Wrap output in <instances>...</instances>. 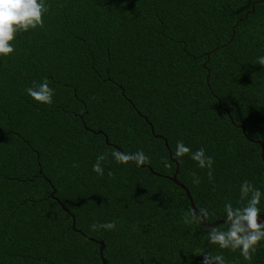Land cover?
Wrapping results in <instances>:
<instances>
[{
  "label": "trees",
  "instance_id": "16d2710c",
  "mask_svg": "<svg viewBox=\"0 0 264 264\" xmlns=\"http://www.w3.org/2000/svg\"><path fill=\"white\" fill-rule=\"evenodd\" d=\"M256 1L44 0L43 27L0 56V264H101L98 242L105 264H203L207 253L264 264V240L251 261L210 244L211 228L186 222L188 201L169 180L175 159L206 224L247 203L244 181L264 216V3L226 45ZM45 79L51 105L26 92ZM179 141L191 152L177 158ZM201 147L211 169L191 159ZM113 150L149 162L117 163Z\"/></svg>",
  "mask_w": 264,
  "mask_h": 264
},
{
  "label": "clouds",
  "instance_id": "9594fccd",
  "mask_svg": "<svg viewBox=\"0 0 264 264\" xmlns=\"http://www.w3.org/2000/svg\"><path fill=\"white\" fill-rule=\"evenodd\" d=\"M48 11L44 0H0V56H8L14 52L12 41L15 40L19 32H27L29 29L43 27V15ZM258 64L264 66V56L258 58ZM26 92L35 101L42 104H52L54 89L49 87V82L45 79L39 86L29 87ZM191 152L182 141L177 142V149L174 153L175 157L180 158ZM111 155L117 163L126 164L134 161L137 166L144 165L149 162L143 151L135 153H122L119 150H113ZM107 159V154H101L97 157L96 162L92 166V171L98 175L104 174L102 161ZM191 159L198 163L201 168L211 169L213 158L205 155L203 147L191 154ZM167 166V164L165 165ZM73 167L78 165L73 164ZM112 175L111 172L108 173ZM195 176V173H193ZM209 178L212 173L209 171ZM194 184L199 183V178L193 180ZM251 194L247 203L243 207L233 208L231 204L225 205L227 230L219 227H213L208 232V240L210 244L218 245L221 249H230L232 251L240 250L241 256L246 261H251L253 254L256 252L257 246L261 240H264V222L259 221L260 209L257 205L260 203L261 192L253 187L248 181H244L241 185V201ZM191 219H187V217ZM208 211L204 208L190 209L186 214V222H200L206 219ZM230 222V223H229ZM92 229L114 230L116 222H108L103 224H92ZM203 264H225L223 255L210 253L204 254Z\"/></svg>",
  "mask_w": 264,
  "mask_h": 264
},
{
  "label": "water",
  "instance_id": "95a60500",
  "mask_svg": "<svg viewBox=\"0 0 264 264\" xmlns=\"http://www.w3.org/2000/svg\"><path fill=\"white\" fill-rule=\"evenodd\" d=\"M263 3H264V0H260V1L252 2V3L250 4L249 11L245 12V13L243 14L242 18L239 19V20H237V21L231 26V28H230V31H231L230 38H229V40L226 42V45L230 42V40H231V38H232V36H233L234 29H235V27L237 26V24L243 22L247 16L252 15V13H253V6H254V5H256V4H263ZM217 108H218V107H217ZM239 129H240L241 133L243 134V130H242V128L239 127ZM150 132H151V130H150ZM98 134H100V132H98ZM104 143L106 144V138H105V137H104ZM257 144H258V146H259V150H260V155H259V157H260V159H262V157H263V148H262V145H261L260 142H258ZM164 147H166V146L164 145ZM170 161L175 165V170H174V172H173V175H172V177L169 179L170 182H171L172 184H174L176 187H178L179 189H181V190L183 191V193H184V195H185V197H186V199H187V201H188L189 209H195L194 206H193V204H192V202H191V199H190V197H189V194H188L187 190H186L181 184H179V183L176 181V179H175L176 165H177L176 160H175V159H170ZM133 162H134V161H133ZM263 164H264V163H263ZM139 167H145V166H139ZM147 169H148V171L150 172V169H149V168H147ZM52 195H53V192L49 195V197L52 198ZM54 200H55V202L58 203V201H57L56 199H54ZM58 206H59V208H60L65 214H67V215L70 216L69 212L63 207V205H61L60 203H58ZM70 217H71V216H70ZM259 221H260V222H264V216H263V215H259ZM229 223H230V222H229ZM199 224H200L201 227H204V228H212V227H215V226H217V225H227L226 221H216V222H213V223H211V224H206V223L204 222V220L200 221ZM71 228H73V218H72V217H71ZM98 245H99V248H98V255H99V257H100V262H101V264H105V261L101 258V252H102L103 244H102L101 242H98Z\"/></svg>",
  "mask_w": 264,
  "mask_h": 264
}]
</instances>
